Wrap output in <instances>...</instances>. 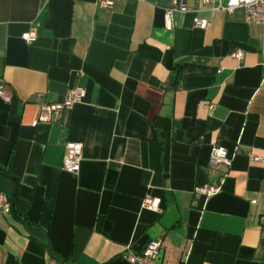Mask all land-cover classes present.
<instances>
[{"label":"crops","instance_id":"1","mask_svg":"<svg viewBox=\"0 0 264 264\" xmlns=\"http://www.w3.org/2000/svg\"><path fill=\"white\" fill-rule=\"evenodd\" d=\"M97 1L0 0V264H130L158 240L160 264H264V27L200 0L171 29V0ZM76 87L70 112L33 124ZM67 142L82 145L76 174ZM216 145L230 167L210 163Z\"/></svg>","mask_w":264,"mask_h":264},{"label":"built area","instance_id":"2","mask_svg":"<svg viewBox=\"0 0 264 264\" xmlns=\"http://www.w3.org/2000/svg\"><path fill=\"white\" fill-rule=\"evenodd\" d=\"M120 0H98L97 6L101 9H110ZM146 1V0H142ZM203 6H207L212 13L223 12L232 14L237 10L244 13V21L248 24H259L264 27V0H200ZM191 9L187 6L186 0H171L170 6L165 10L164 18L168 29L173 27L174 17L178 13H187ZM193 25L196 29L205 30L211 25L208 18L194 17ZM37 37V25H31L29 30L21 35V39L26 44H32ZM230 57L235 61H240L244 57L242 49H236ZM84 90L76 87L68 89L60 102L49 103L40 106L39 113L34 121V125L51 124L60 120L63 114H67L76 103L82 101ZM0 99L5 103H9L12 99V92L5 87L3 80H0ZM214 104H207V109H213ZM82 156V145L76 142H67L64 146V154L62 159V169L76 174L80 169V161ZM254 161H260L261 158L251 156ZM210 163L212 165H224L230 167L232 158L228 156L226 149L220 145L212 148ZM194 192L200 196L210 197L220 192V187L212 185H202L194 189ZM0 207L4 213L10 212V205L3 203L0 196ZM142 208L159 212L160 199L145 196L142 199ZM161 248V241L150 242L141 253H134L130 250L126 251L124 257L130 264H160L158 255Z\"/></svg>","mask_w":264,"mask_h":264},{"label":"water","instance_id":"3","mask_svg":"<svg viewBox=\"0 0 264 264\" xmlns=\"http://www.w3.org/2000/svg\"><path fill=\"white\" fill-rule=\"evenodd\" d=\"M46 247L49 248V243L47 242ZM58 261L61 263V261L58 259ZM158 262L160 263V261L158 260Z\"/></svg>","mask_w":264,"mask_h":264}]
</instances>
